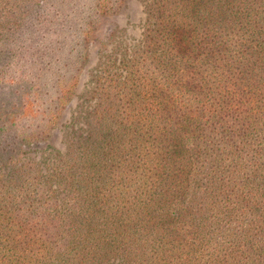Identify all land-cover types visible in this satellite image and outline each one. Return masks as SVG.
<instances>
[{
    "label": "trees",
    "instance_id": "trees-1",
    "mask_svg": "<svg viewBox=\"0 0 264 264\" xmlns=\"http://www.w3.org/2000/svg\"><path fill=\"white\" fill-rule=\"evenodd\" d=\"M124 2L0 0V264H264V0H148L44 154Z\"/></svg>",
    "mask_w": 264,
    "mask_h": 264
},
{
    "label": "rangeland",
    "instance_id": "rangeland-1",
    "mask_svg": "<svg viewBox=\"0 0 264 264\" xmlns=\"http://www.w3.org/2000/svg\"><path fill=\"white\" fill-rule=\"evenodd\" d=\"M148 0H125L122 7L114 14L105 18L97 33V40L94 45L91 61L84 71L76 95L69 104L61 124L56 130L55 138L51 141V147L46 148L45 153L52 148L64 149V132L73 116L81 108H89L94 104V100L88 98L90 89L94 86V76L100 74L102 64L108 59L118 61L124 55V51H129L138 43L144 32L146 20V4ZM18 22H15L17 24ZM33 149V148H32ZM38 149V150H40ZM29 156L34 159H41L40 151H31Z\"/></svg>",
    "mask_w": 264,
    "mask_h": 264
}]
</instances>
